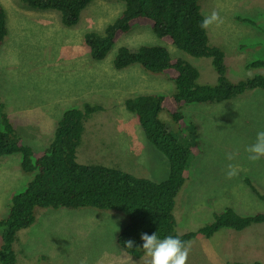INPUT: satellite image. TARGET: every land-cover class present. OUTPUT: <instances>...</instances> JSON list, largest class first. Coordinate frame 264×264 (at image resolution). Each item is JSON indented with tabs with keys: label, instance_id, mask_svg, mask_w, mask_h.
<instances>
[{
	"label": "rangeland",
	"instance_id": "obj_1",
	"mask_svg": "<svg viewBox=\"0 0 264 264\" xmlns=\"http://www.w3.org/2000/svg\"><path fill=\"white\" fill-rule=\"evenodd\" d=\"M199 5L204 19L215 11L222 20L206 31L210 44L225 54L227 78L235 83L264 72L246 68L264 59V0H201ZM0 6L7 16L0 52V101L20 144L37 158L50 144L64 110L81 109L85 103L99 106L101 111L83 123L76 162L118 168L153 182L165 180L167 159L146 141L123 101L134 94H168L170 83L137 64L117 70L112 60L120 47L135 51L140 46H164L172 57L196 68L199 83L214 84L210 60L181 53L160 41L148 26L136 24L114 42L103 60L93 61L83 35L101 34L122 12L120 1L92 0L72 27L62 25L57 11L34 12L20 0H0ZM164 104L168 113L163 119L171 126L175 107L170 101ZM182 111L195 127V142L175 198L176 233L196 232L227 207L239 215L264 213V201L250 189L251 184L264 195V158L252 162L246 151L257 132L264 130V91L255 89L221 103L189 104ZM231 154L233 159L228 158ZM19 162V154L0 157V219L14 192L33 176L24 174ZM229 165L238 172L232 179L226 178ZM34 218L12 245L17 264H147L145 254L135 259L116 244V236L129 223L118 212L37 208ZM188 247L186 264H264V223L241 231L222 229L208 239L197 234Z\"/></svg>",
	"mask_w": 264,
	"mask_h": 264
},
{
	"label": "trees",
	"instance_id": "obj_2",
	"mask_svg": "<svg viewBox=\"0 0 264 264\" xmlns=\"http://www.w3.org/2000/svg\"><path fill=\"white\" fill-rule=\"evenodd\" d=\"M20 1L34 12L57 11L62 25L72 27L78 22L80 11L92 0ZM114 1L124 5L118 17L101 34L87 32L83 35V43L93 61L103 60L121 35L134 25L143 24L160 41L179 52L192 58L209 59L216 73L215 83H199L196 68L179 56L172 57L164 46H140L135 51L120 47L116 51L113 68L121 70L137 64L145 72L159 75L170 83L168 94H134L123 101L126 111L135 117L146 141L167 159L168 175L161 182L134 177L117 168L76 162L83 123L92 114L101 111L99 106L85 103L81 109L64 110L47 149L34 158L30 148L21 145L13 133L0 101V157L19 154L21 171L33 174L23 189L14 192L6 215L0 219V264H17L12 245L18 231L34 222L37 208L77 210L92 207L122 214L129 223L116 236L115 242L135 259L144 255L141 240L144 234L156 233L161 240L168 236L179 237L188 246L197 234L208 239L222 229L241 231L250 225L264 223V213L239 215L227 207L214 214L212 222L196 232L179 235L173 215L175 198L184 184L195 142L192 134L195 127L186 121L183 107L229 101L255 89L264 91V72L235 83L227 78L224 52L210 44L206 28L201 27L204 20L199 5L201 0ZM0 16L1 52L7 36V16L1 6ZM246 68L264 71V59L250 62ZM165 101H170L175 107V113L170 117L171 126L163 119V115L168 113ZM176 124L173 130L171 127L174 128ZM250 189L258 199L264 201V195H259L251 184ZM129 240L134 242L133 248L125 246Z\"/></svg>",
	"mask_w": 264,
	"mask_h": 264
},
{
	"label": "clouds",
	"instance_id": "obj_3",
	"mask_svg": "<svg viewBox=\"0 0 264 264\" xmlns=\"http://www.w3.org/2000/svg\"><path fill=\"white\" fill-rule=\"evenodd\" d=\"M218 21L222 23L218 13L214 11L210 16L206 17L202 21L201 27L208 28L210 25ZM246 151L249 153V160L252 162L264 158V130L257 132L255 143L249 145ZM234 155L235 154H231L228 158L233 159ZM237 174V169L234 166L229 165L226 178L232 179ZM28 182H26L22 187L24 188ZM22 187H19V189ZM141 240L143 241L142 249L145 256L148 258L147 264H186L190 248L183 241H181L179 237L174 238L172 236H168L161 240L157 238L155 233L152 235L144 234L141 236ZM133 243V241L129 240L126 242L125 246L127 248H133Z\"/></svg>",
	"mask_w": 264,
	"mask_h": 264
},
{
	"label": "bare ground",
	"instance_id": "obj_4",
	"mask_svg": "<svg viewBox=\"0 0 264 264\" xmlns=\"http://www.w3.org/2000/svg\"><path fill=\"white\" fill-rule=\"evenodd\" d=\"M58 3V2H57ZM59 4V3H58ZM24 8V7H23ZM25 9V8H24ZM0 19H1V16H0ZM7 30V29H6ZM14 39V38H13ZM13 41V40H12ZM90 60V59H89ZM92 61V60H91ZM88 64V63H87ZM89 65V64H88ZM127 72V71H126ZM202 74H204V73H202ZM198 76H199V74H198ZM124 88V87H123ZM121 92H124V91H121ZM262 181V180H261ZM164 183V182H163ZM166 183V182H165ZM99 189V188H98ZM228 232V231H227ZM229 234V233H228Z\"/></svg>",
	"mask_w": 264,
	"mask_h": 264
}]
</instances>
